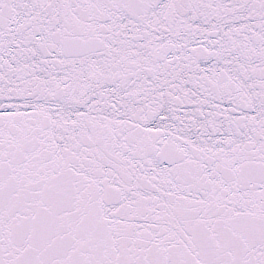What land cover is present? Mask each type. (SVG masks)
<instances>
[{"label": "snow or ice", "instance_id": "6c2138e0", "mask_svg": "<svg viewBox=\"0 0 264 264\" xmlns=\"http://www.w3.org/2000/svg\"><path fill=\"white\" fill-rule=\"evenodd\" d=\"M0 264H264V0H0Z\"/></svg>", "mask_w": 264, "mask_h": 264}]
</instances>
